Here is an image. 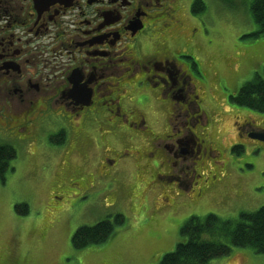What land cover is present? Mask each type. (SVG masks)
<instances>
[{
  "label": "flooded vegetation",
  "instance_id": "af4514ba",
  "mask_svg": "<svg viewBox=\"0 0 264 264\" xmlns=\"http://www.w3.org/2000/svg\"><path fill=\"white\" fill-rule=\"evenodd\" d=\"M188 2L0 0V132L49 192L75 195L71 207L105 197L109 164L132 166V186L161 211L197 206L246 173L237 155L264 153L250 136L259 127L224 102L238 87L225 90L206 62L193 27L205 2Z\"/></svg>",
  "mask_w": 264,
  "mask_h": 264
},
{
  "label": "rangeland",
  "instance_id": "374dc122",
  "mask_svg": "<svg viewBox=\"0 0 264 264\" xmlns=\"http://www.w3.org/2000/svg\"><path fill=\"white\" fill-rule=\"evenodd\" d=\"M203 1L206 8L193 27L202 37L199 44L206 50L207 64L222 79L220 85L233 91L263 71L264 36H245L256 28L249 11L251 0ZM228 56L235 67L226 64ZM224 102L253 120L254 126L264 128V111L232 104L227 98ZM223 116L227 118L226 113ZM225 122L221 126L224 128L216 129L215 136L224 140L222 159L228 162L231 150L226 148V141L234 134L230 124L223 126ZM0 140L9 142L1 132ZM11 144L17 152L10 162L14 169L0 179V264H156L160 255L183 238L180 227L188 216L202 217L215 212L221 218H235L240 210H255L264 203V153H248L246 158L237 155L234 165L242 164L246 173L229 176L221 190L203 196L197 206L177 203L172 211H161L152 205L146 190L140 194L138 182L134 180L132 186V166L122 169L112 164L104 171L105 175L111 172L112 178L97 180L105 197L100 194L98 204L93 207L80 208L78 204L71 207L75 195L49 192V178L33 172L34 168L29 167L32 165L28 162V166L24 159L23 149ZM74 155L76 162H86L78 158L79 154ZM245 182L250 191H241ZM24 202L28 211L17 212L14 204ZM115 212L124 214L125 221L109 239L82 248L72 247L70 236L78 226L93 224ZM207 264H264V254L249 246L232 247L229 253L211 258Z\"/></svg>",
  "mask_w": 264,
  "mask_h": 264
},
{
  "label": "trees",
  "instance_id": "16d2710c",
  "mask_svg": "<svg viewBox=\"0 0 264 264\" xmlns=\"http://www.w3.org/2000/svg\"><path fill=\"white\" fill-rule=\"evenodd\" d=\"M193 9L199 10L196 6ZM249 11L256 28L245 36H264V0H251ZM230 99L237 105L264 111V67L261 74L255 73L242 83ZM16 156V148L0 140V179L9 169H14L10 162ZM14 209L26 213L28 205L15 203ZM124 221V214L115 212L93 224H82L72 232L71 245L77 249L102 243ZM180 233L183 238L160 255L156 264H207L209 259L229 253L232 247L249 246L254 252L264 254V203L255 210H240L235 218H221L215 212H207L202 217L190 215L182 223Z\"/></svg>",
  "mask_w": 264,
  "mask_h": 264
},
{
  "label": "water",
  "instance_id": "95a60500",
  "mask_svg": "<svg viewBox=\"0 0 264 264\" xmlns=\"http://www.w3.org/2000/svg\"><path fill=\"white\" fill-rule=\"evenodd\" d=\"M251 137H254L260 141H264V128H260L250 134Z\"/></svg>",
  "mask_w": 264,
  "mask_h": 264
},
{
  "label": "bare ground",
  "instance_id": "6f19581e",
  "mask_svg": "<svg viewBox=\"0 0 264 264\" xmlns=\"http://www.w3.org/2000/svg\"><path fill=\"white\" fill-rule=\"evenodd\" d=\"M233 66L235 67V65H233ZM215 72H216L215 74H217V71H216V70H215ZM215 74H214V75H215ZM10 166H12V167L14 168V166H13V165H11V164H10Z\"/></svg>",
  "mask_w": 264,
  "mask_h": 264
}]
</instances>
